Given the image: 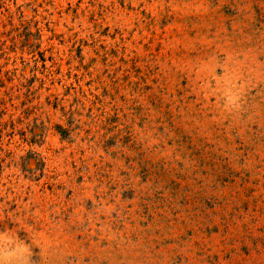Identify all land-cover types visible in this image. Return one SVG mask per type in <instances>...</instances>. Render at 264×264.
I'll use <instances>...</instances> for the list:
<instances>
[{
	"label": "rangeland",
	"instance_id": "374dc122",
	"mask_svg": "<svg viewBox=\"0 0 264 264\" xmlns=\"http://www.w3.org/2000/svg\"><path fill=\"white\" fill-rule=\"evenodd\" d=\"M0 264H264V0H0Z\"/></svg>",
	"mask_w": 264,
	"mask_h": 264
}]
</instances>
